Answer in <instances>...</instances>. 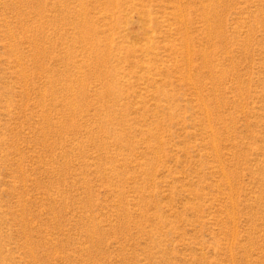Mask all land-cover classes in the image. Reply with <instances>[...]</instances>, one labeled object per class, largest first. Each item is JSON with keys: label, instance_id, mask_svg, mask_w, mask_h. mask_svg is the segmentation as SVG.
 Wrapping results in <instances>:
<instances>
[{"label": "rangeland", "instance_id": "rangeland-1", "mask_svg": "<svg viewBox=\"0 0 264 264\" xmlns=\"http://www.w3.org/2000/svg\"><path fill=\"white\" fill-rule=\"evenodd\" d=\"M0 264H264V0H0Z\"/></svg>", "mask_w": 264, "mask_h": 264}]
</instances>
